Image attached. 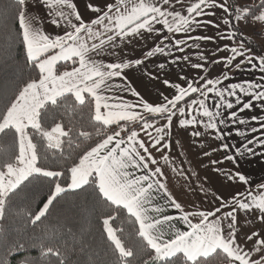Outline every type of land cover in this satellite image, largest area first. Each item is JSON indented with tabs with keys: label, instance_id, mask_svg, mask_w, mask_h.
<instances>
[{
	"label": "snow or ice",
	"instance_id": "obj_1",
	"mask_svg": "<svg viewBox=\"0 0 264 264\" xmlns=\"http://www.w3.org/2000/svg\"><path fill=\"white\" fill-rule=\"evenodd\" d=\"M4 58L0 264H264V0H0Z\"/></svg>",
	"mask_w": 264,
	"mask_h": 264
},
{
	"label": "trees",
	"instance_id": "obj_2",
	"mask_svg": "<svg viewBox=\"0 0 264 264\" xmlns=\"http://www.w3.org/2000/svg\"><path fill=\"white\" fill-rule=\"evenodd\" d=\"M250 38L255 39L256 37ZM13 56L16 57L18 62H23V53L18 48L13 53ZM16 79L17 72L13 62L7 58L0 59V87L10 86ZM34 191H36L37 195L33 207L38 208V206H42V201L46 200L47 188H41L39 185H37ZM57 219L68 220L74 227V230H79L81 226H83L85 229L89 227L88 210L85 209L72 194H67L57 201L43 222L47 224L49 221H55ZM92 226L96 227L94 223ZM8 228L9 232L14 234L15 225L8 224ZM26 255H29L27 251L14 255L10 259V264H19V261ZM31 255H36V253L32 252Z\"/></svg>",
	"mask_w": 264,
	"mask_h": 264
},
{
	"label": "crops",
	"instance_id": "obj_3",
	"mask_svg": "<svg viewBox=\"0 0 264 264\" xmlns=\"http://www.w3.org/2000/svg\"><path fill=\"white\" fill-rule=\"evenodd\" d=\"M209 47H211V45H209ZM136 75H139V73H136ZM258 75H259L258 73L253 74L248 71L237 72L233 76L232 81L230 82H237L246 78L251 79V78H255ZM145 84L147 85L146 89L144 87L139 88V90H141L142 93L145 94L150 92L154 95L157 89L160 87L159 85L153 86V84H149L146 80H145ZM228 167L231 166L229 165ZM238 167L240 170L245 171L249 175V178L254 182L252 185L253 189H255V183L264 182V157L262 158L248 157L246 159L239 161ZM170 175L174 177V174L170 173ZM173 183H176L175 177L173 179ZM181 183H183V181H181ZM176 187L177 189H179L180 185L177 184ZM185 198L194 199L193 197H185Z\"/></svg>",
	"mask_w": 264,
	"mask_h": 264
},
{
	"label": "rangeland",
	"instance_id": "obj_4",
	"mask_svg": "<svg viewBox=\"0 0 264 264\" xmlns=\"http://www.w3.org/2000/svg\"><path fill=\"white\" fill-rule=\"evenodd\" d=\"M249 2L251 3V2H254V0H249ZM255 39H258V38H255Z\"/></svg>",
	"mask_w": 264,
	"mask_h": 264
}]
</instances>
